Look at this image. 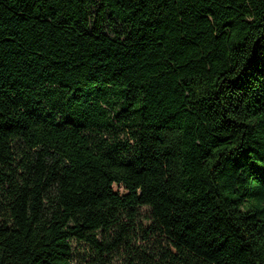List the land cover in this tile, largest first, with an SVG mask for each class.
<instances>
[{
	"label": "trees",
	"instance_id": "1",
	"mask_svg": "<svg viewBox=\"0 0 264 264\" xmlns=\"http://www.w3.org/2000/svg\"><path fill=\"white\" fill-rule=\"evenodd\" d=\"M262 49L264 0H0V264H264Z\"/></svg>",
	"mask_w": 264,
	"mask_h": 264
},
{
	"label": "snow or ice",
	"instance_id": "2",
	"mask_svg": "<svg viewBox=\"0 0 264 264\" xmlns=\"http://www.w3.org/2000/svg\"><path fill=\"white\" fill-rule=\"evenodd\" d=\"M261 55L264 56V49L261 50ZM252 162L259 166L261 171H264V156L259 157V159L252 158Z\"/></svg>",
	"mask_w": 264,
	"mask_h": 264
},
{
	"label": "rangeland",
	"instance_id": "3",
	"mask_svg": "<svg viewBox=\"0 0 264 264\" xmlns=\"http://www.w3.org/2000/svg\"><path fill=\"white\" fill-rule=\"evenodd\" d=\"M143 210H144V209H143ZM143 210H142V211H143ZM135 242H136L137 244H142V241H141V239H139V238L136 239ZM73 245L79 247V249H80V247H82V246H78V245H76L75 243H73ZM81 245H82V244H81ZM114 264H122V260L119 259V258H117V259L114 260Z\"/></svg>",
	"mask_w": 264,
	"mask_h": 264
}]
</instances>
